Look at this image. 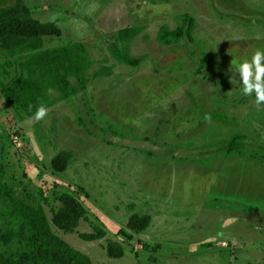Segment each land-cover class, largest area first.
Segmentation results:
<instances>
[{"label": "rangeland", "instance_id": "rangeland-1", "mask_svg": "<svg viewBox=\"0 0 264 264\" xmlns=\"http://www.w3.org/2000/svg\"><path fill=\"white\" fill-rule=\"evenodd\" d=\"M25 1L63 30L47 47L80 41L94 64L88 87L39 121L0 92V159L19 201H0V232L18 227L19 204L51 220L66 192L87 217L74 232L51 226L93 264H264V104L237 70L264 50V0ZM127 26L144 28L136 66L112 51ZM163 27L184 36L165 45ZM63 151L69 168L55 172ZM135 213L153 222L129 240ZM112 241L124 257L109 256Z\"/></svg>", "mask_w": 264, "mask_h": 264}, {"label": "trees", "instance_id": "trees-1", "mask_svg": "<svg viewBox=\"0 0 264 264\" xmlns=\"http://www.w3.org/2000/svg\"><path fill=\"white\" fill-rule=\"evenodd\" d=\"M143 29L127 26L119 30L112 44L118 61L131 66L139 64L129 48ZM62 35L63 30L57 23L37 19L25 0H15L8 5L0 0V47L8 55L0 64V92L5 103L23 117L33 118L39 107L49 109L88 87L89 71L94 63L84 43L46 46L48 38ZM183 36L184 27L177 30L163 27L159 39L165 45H172ZM53 92H57L58 97ZM71 160L70 152L59 153L52 160L53 170L66 171ZM15 196V189L7 180V165L0 159V201L17 203ZM58 199L60 205L51 220L41 206H17L18 227L0 232V264H93L88 255L73 248L51 226L52 221L67 233L76 231L87 217L86 207L70 193H61ZM152 222L151 215L133 214L127 222L129 240L133 234L146 231ZM82 237L93 241L101 235L83 234ZM148 247L145 244V248ZM107 250L112 258L125 255L124 246L117 241L108 243Z\"/></svg>", "mask_w": 264, "mask_h": 264}, {"label": "clouds", "instance_id": "clouds-1", "mask_svg": "<svg viewBox=\"0 0 264 264\" xmlns=\"http://www.w3.org/2000/svg\"><path fill=\"white\" fill-rule=\"evenodd\" d=\"M237 70L243 81V95L251 96L255 93L256 105L264 104V50L256 51L251 60L239 63ZM46 115L47 109L41 106L35 113V119L42 120Z\"/></svg>", "mask_w": 264, "mask_h": 264}]
</instances>
